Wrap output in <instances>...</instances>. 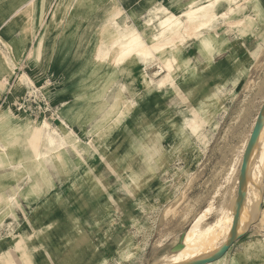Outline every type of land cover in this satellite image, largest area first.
<instances>
[{
  "label": "rangeland",
  "instance_id": "374dc122",
  "mask_svg": "<svg viewBox=\"0 0 264 264\" xmlns=\"http://www.w3.org/2000/svg\"><path fill=\"white\" fill-rule=\"evenodd\" d=\"M2 1L0 14H7L11 6ZM190 1L21 0L15 4L19 10L12 16L16 17L0 21V58L7 61L5 72L0 74V115L12 112L23 115L18 118L46 119L50 129L66 139L65 146L58 150L61 157L55 150H45L39 159L35 157L36 132H0V249L27 223L34 228L26 236L32 243L42 242L35 244L41 254H47L51 232L55 238V259L47 261L41 255L36 262L21 260L20 264H165L176 259L179 252L176 246L182 242L185 230L209 203L215 210L208 221L215 219L218 204L237 176L241 143L249 136L256 110L264 102V27L260 28L264 26V5L258 4V0H237L238 6L232 12L226 5L217 8V11H228L229 15L211 27L214 33L225 23L240 28L228 21L241 17L246 9L241 2L245 5L254 2L257 13L254 12L255 20H251L253 25H259L254 33L258 49L249 54L248 64L255 60L258 63L252 69L242 100L218 101L208 111L212 116L200 118V132L193 135V145L191 135L184 134L186 147H169L175 142L166 147L161 134L153 131L149 133L150 142L146 140L147 147L135 149L131 145L133 154L123 157L128 142L119 139L122 133L112 132L117 125L112 116L116 110L122 119L129 107L127 103L120 104L116 95V101L111 103L114 95L111 85L96 84V79L102 80L105 75L103 69L97 71L96 67L110 68L113 62L135 64L133 89L136 91L138 82L144 87L141 81L144 69L149 76L159 78L163 69L151 57L140 59L134 55L130 61L126 58L118 61V47L111 44V38L118 34L116 22L135 26L151 42L150 34L156 27H147L150 14L145 8L152 4L165 5L179 14L188 8ZM129 9L131 17L127 15ZM37 12L39 20L35 19ZM14 31L21 33L26 41L30 38L25 53L17 59L10 47V33ZM175 40L172 46L177 61L174 65L179 66L185 53L199 41ZM63 45L69 52L61 57ZM199 45L205 50L200 42ZM65 66L78 71L65 76ZM175 74L174 71L163 86L172 84ZM257 78H262L258 87L253 82ZM70 80L74 82L67 85ZM144 88L150 91L160 87ZM22 101L32 112L17 108ZM261 132L264 137L263 129ZM130 136L139 138L140 134ZM122 137L127 141L129 134ZM70 178L75 180L70 181L71 186L64 194L62 189ZM76 181L83 184L82 190L75 187ZM71 189L77 191L72 194ZM259 190L257 213L244 228L243 240L235 245L234 254H241L245 243L262 238L250 233L258 215L264 211V177ZM65 195H69L68 204L64 202ZM180 199L185 205L178 218L171 219L168 228H161V220L171 216ZM37 204L41 206L39 211H35ZM95 205L99 206V212L85 211Z\"/></svg>",
  "mask_w": 264,
  "mask_h": 264
},
{
  "label": "crops",
  "instance_id": "0c3cea01",
  "mask_svg": "<svg viewBox=\"0 0 264 264\" xmlns=\"http://www.w3.org/2000/svg\"><path fill=\"white\" fill-rule=\"evenodd\" d=\"M12 1H2L5 4H9L11 6V9L10 12H8L7 14H0V21L10 20L13 17H16L12 15H15L16 11L18 13L19 7H16V5L17 2H21V0ZM256 2H258V4L264 5V0H258ZM21 4H23V1L21 2ZM241 4L243 5V7H246L245 11L242 12L241 17L238 20L231 19L230 21H228H233L234 23H238L241 21L240 25L236 24L240 28H236L235 26H228L225 23L222 26H219L215 33L213 32L212 38L206 39L205 35L198 36L196 39H198L201 46L205 50H201V47L198 42L194 46H192L188 52L185 53L182 62L180 61L181 63L179 64V66L174 65L177 60L173 63V69L170 70V72L168 73L169 79L171 78V75L174 71L176 73L175 75H173L172 84L169 83L165 86H163L164 84H153L152 87L160 88L147 91L144 88L147 86L143 84L141 76V81L144 87L139 86L138 83L140 82H138L137 85L139 87V90H137L138 94L136 95L137 91L136 89H133V85L136 84L135 71L137 70V67L134 63L132 64L130 62L125 61L113 62L110 68L104 66L96 67L97 71L98 69H103V72H105L104 77H101L102 80H100V78L96 79V84L99 85L98 83H101L102 85H111L114 95L111 97L110 100L118 96V98L120 100L123 99V101H125V103H127L129 107L127 108V111L123 114L122 119H119L120 113L116 112V110L113 112L112 116L113 123H117V125L113 128L112 132L116 134L122 133L119 139H121L123 142H128V147L127 149H125L127 151L122 152L123 157L126 158L127 156L129 157L131 154H133L131 145H133L135 149H144L145 147H147L146 140L148 143L150 142L149 133H152L153 131H157L161 134V140L162 142H165L166 147H168L169 145L167 144H170L171 142H175L174 146H169L171 148L175 147L179 149L186 147L188 142L184 141L186 137L184 134H186L187 137L191 135L192 141H190V143L191 145H193L195 143L193 135L200 132V127L198 125L200 118L212 116L211 113H209L208 111L215 108L216 103L218 101H240L243 99V95H245V93L247 92V87L249 85L248 80L249 77L252 75V69L255 68L256 64L258 63V60H255L253 63L248 64V61L251 58L249 54L251 53L253 55L254 52L256 53L258 49L257 36H255L254 33L258 31L259 25H253V22L251 20H255L253 18L254 12L255 14L257 13V10H255L254 8V2L248 3L246 5L241 2ZM13 6L14 8H12ZM151 6H147L145 9L148 10ZM230 6H232L234 10L238 6L237 0L235 1V3L232 2ZM166 7L170 8L169 6ZM1 15L4 16L1 17ZM127 15H132V11H130V9L129 11H127ZM35 16V19L39 20L38 12ZM263 27L264 26H260V28ZM10 34V47L13 51V54H15V59H17L19 55L25 53L24 51L28 46L30 38L27 37L26 41L24 39V36H22V34L19 32L17 33V31H14ZM216 37L217 40L214 42ZM32 41L34 42L33 39ZM151 42L147 41V43ZM49 46H51V44ZM170 47V53L175 54V56L177 57L173 46L171 45ZM52 48L53 45L51 46L50 50ZM60 50L61 57L62 54L67 53V51L69 52V49L66 48V46L64 45L63 47L61 46ZM189 56L192 58H190ZM66 58L67 57L64 56L63 62H65ZM6 62L7 61H3L0 58V74L5 72ZM63 70L65 76L68 74V72L74 73L75 71H78L76 68H74L73 71V69H69L66 66ZM144 71H146L149 75L147 69H144ZM163 72H165L166 74L167 71L164 70ZM149 78L158 79L152 76H149ZM168 81H166L165 83H167ZM261 81L262 78H257L253 80V82H256V87L260 85ZM73 82L74 81L70 80L69 84L67 85H70ZM89 83L90 81L87 80L86 84ZM123 86H127L128 92L119 93L120 88ZM121 94H124V96ZM132 101H134L133 106L131 104ZM120 104L123 105L124 103ZM263 104L264 102H261V104H259L254 118L257 117ZM19 116L13 114L12 112L2 113L0 115V132L4 130L6 132H13L14 130H17L19 132H26L24 130H27L30 125L35 123H46L48 126H50L46 119H42L41 121L31 120L22 117L18 118ZM132 133L140 134L139 138L130 136V134ZM127 134H129V137L126 141V139L122 136ZM8 136L11 137V135ZM118 142H115L117 144V147ZM5 155L8 156L7 151H5ZM127 163L129 164V162ZM72 180L75 179L70 178L69 182L65 184L64 188L62 189L63 192L67 187L71 186L70 181ZM75 187H77L78 190H82L84 186L83 184H80L79 181H76ZM76 191L77 189H71L72 194ZM64 194H66V191L64 192ZM61 196H64L63 193H61ZM68 196L69 195H65L64 202L66 204H68ZM64 202L61 203L62 207H64L65 205ZM167 203L168 201L166 202V204ZM183 205H185L184 200H182L177 205L175 210L170 214L171 216H166L165 219L163 218L161 220V228H168L169 221L171 219L178 218L177 216L179 212L182 211ZM40 208L41 206L38 205L35 211H39ZM61 209L62 208H60V210ZM85 211L97 213L100 211V208L98 205H95ZM263 213H260V215H258L255 221V225L253 226V231L250 233H255L256 236H262V238H260L262 239V241H264ZM64 223H66V221H64ZM27 224H24L21 227V232H19L17 236L12 237L11 240L6 242L5 248L0 249V264H20L21 260H23V262H25L26 260L36 262L40 259L41 255L43 259L47 261L55 259L53 250L55 238L52 235L53 232L49 234V242H47V254H41L40 252H38V247L35 244L40 245L42 244V242H39V240L35 243L30 242V237H27L26 233L28 232V230L30 231V229L34 227L33 225L28 226L30 224ZM242 240L243 236H238V240H234L232 245L220 258L209 264H264V248L259 249L257 251L243 250L241 254H234L233 250L235 245L238 242H241Z\"/></svg>",
  "mask_w": 264,
  "mask_h": 264
},
{
  "label": "bare ground",
  "instance_id": "6f19581e",
  "mask_svg": "<svg viewBox=\"0 0 264 264\" xmlns=\"http://www.w3.org/2000/svg\"><path fill=\"white\" fill-rule=\"evenodd\" d=\"M235 1L236 0H191L188 3V8L180 11L179 14H174L175 12L173 13L170 8L164 5L153 4L150 9L147 10L150 16L146 20L148 28L152 26L156 27V31L150 34L151 43H147L142 32L135 26L128 27L127 24L123 25L116 22L118 34H114V37L111 38V44L112 46L116 45V47H118V61L122 58H126V60L130 61L134 55L139 56L140 59L151 57L154 60H159L161 69H163V71L166 70V74L164 72L160 74L158 79H151L148 73L144 71L141 76L143 84L147 87H152L153 84H165V82L169 80L168 73L173 69V63L177 60L175 54L170 53L168 49L174 44V39L176 38V40L183 41L188 38L196 39L198 36L202 35H205L206 39L212 38L214 30L211 27H214L217 21L221 20V18L229 13L228 11H217V8L226 5L228 6V10L232 12L233 7L230 6V4L232 2L235 3ZM155 22L156 25H154ZM236 24L240 25L241 21ZM160 72L161 70L157 71V73ZM126 88L127 86L121 87L119 93L125 92ZM113 101H116V97L112 98L111 103H113ZM119 103L125 104L123 100H121V102L119 101ZM255 120L256 118H254L253 124ZM50 128L51 127L46 123H35L30 125L27 130H24L28 133L36 132L38 135V147L35 150L36 158L41 159L45 150L52 152L55 150L58 153V150L62 148L66 142L63 134ZM262 129L264 131V123L259 130L258 138L249 155L245 174L243 209L238 228V236L243 234L244 228L249 220L255 216L259 206L261 194L259 184L264 177V137H261ZM53 132H55L56 135H54ZM248 138L249 136L241 143L242 154L239 158V167ZM44 143H46V148ZM58 154L59 157H61L60 151ZM237 182L238 173L237 176L233 178L232 185L226 191L222 202L218 204V212L215 219L212 222L208 221V217L215 210L212 204L209 203V205L203 208L190 222L185 230L182 242L176 246V250H179L176 259L171 262H166L165 264L195 262L208 257L223 245L235 218L236 193L234 189L235 187L237 188ZM175 207L176 206H174V208ZM235 240H238V237ZM262 248H264V241H262V239H256L244 244L245 251H257Z\"/></svg>",
  "mask_w": 264,
  "mask_h": 264
},
{
  "label": "water",
  "instance_id": "95a60500",
  "mask_svg": "<svg viewBox=\"0 0 264 264\" xmlns=\"http://www.w3.org/2000/svg\"><path fill=\"white\" fill-rule=\"evenodd\" d=\"M263 123H264V104L256 117V120L253 124L252 130L250 132L249 138L247 140L246 146L243 151L242 161L238 172V182H237L236 199H235V205H236L235 218L233 220V224L228 234V237L224 241L223 245L208 257L195 262H187L183 264H209L211 262H214L228 250V248L232 245L233 241L238 237V228H239L242 209H243L244 185H245V174L247 170V164H248L250 152L253 148L254 143L258 138L259 130Z\"/></svg>",
  "mask_w": 264,
  "mask_h": 264
},
{
  "label": "built area",
  "instance_id": "2783aa9c",
  "mask_svg": "<svg viewBox=\"0 0 264 264\" xmlns=\"http://www.w3.org/2000/svg\"><path fill=\"white\" fill-rule=\"evenodd\" d=\"M17 108H18L21 112H27V111L32 112V111H31V107H30L29 105L25 104L24 101L19 102V103L17 104Z\"/></svg>",
  "mask_w": 264,
  "mask_h": 264
}]
</instances>
